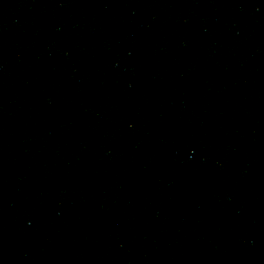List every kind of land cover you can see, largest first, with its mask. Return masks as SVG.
<instances>
[{"label": "water", "instance_id": "1", "mask_svg": "<svg viewBox=\"0 0 264 264\" xmlns=\"http://www.w3.org/2000/svg\"><path fill=\"white\" fill-rule=\"evenodd\" d=\"M107 264H264V0H35Z\"/></svg>", "mask_w": 264, "mask_h": 264}]
</instances>
